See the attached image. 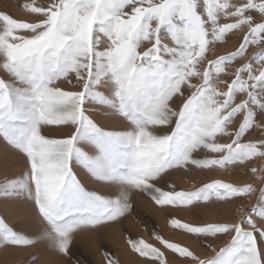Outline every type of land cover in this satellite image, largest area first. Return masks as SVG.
Segmentation results:
<instances>
[{
  "label": "snow or ice",
  "instance_id": "snow-or-ice-1",
  "mask_svg": "<svg viewBox=\"0 0 264 264\" xmlns=\"http://www.w3.org/2000/svg\"><path fill=\"white\" fill-rule=\"evenodd\" d=\"M21 10L25 20L0 11V146L23 161L0 201L31 213L14 226L0 215V247L38 249L32 264H81L76 240L122 224L139 196L165 211L239 217L170 220L201 245L230 237L211 258L158 233L162 247L129 237L143 264H264V186L245 210L251 185L169 183L175 173L264 172L252 166L264 159V0H26ZM237 32L234 51L209 59ZM104 259L120 264L107 250Z\"/></svg>",
  "mask_w": 264,
  "mask_h": 264
},
{
  "label": "rangeland",
  "instance_id": "rangeland-1",
  "mask_svg": "<svg viewBox=\"0 0 264 264\" xmlns=\"http://www.w3.org/2000/svg\"><path fill=\"white\" fill-rule=\"evenodd\" d=\"M24 2L26 0H0V11L7 12L18 20H25V13L21 10V5ZM241 35L243 33L240 32H237L235 35H230V42L227 45L217 46L209 54V59H216L219 56L230 54L236 49L237 45L235 41ZM258 51H260L259 48H251L248 55L237 63L247 62L250 56ZM227 70L231 71V67ZM225 78L223 76L221 77V79ZM45 134L47 135V133ZM56 135L60 134L57 133ZM252 166L258 169L264 168V159L257 160ZM22 171L23 161L18 157L8 156L3 147L0 146V183L6 179L18 177ZM258 177H264V172H257L253 176L250 172L248 175H243V170L239 169L235 171L217 170L215 172L205 170L203 172L196 171L190 175L175 173L169 178V183L175 187V190L184 192L195 191L197 188L203 186V184L216 180L232 183L235 186L251 185L256 191L243 202V207L247 210L257 203L260 189L264 186V180ZM163 190L169 189L163 188ZM6 213L11 217L9 223L14 226L21 222V220L30 219L31 209L23 203L5 204L3 201H0V215ZM238 218L235 210L223 207L193 208L192 211H165L161 210L159 206L150 200L137 196L134 199L131 217L123 220L122 224H118L114 228L105 229L100 234H82L76 240L73 247V259L79 260L81 264H106L104 255L105 250H107L114 258L119 259L120 264H143L144 258L132 252L127 244V240L129 237H132L142 239L153 246L162 247L156 241L153 233H158L168 242L194 249L202 259L211 258L214 255L211 248H216L218 251L220 247H223L228 242L230 237H224L218 241L208 239L204 245H201L200 242L191 240L187 233L173 228L170 220L177 219L181 223L200 226L205 223L232 222V220ZM201 240H205V238L201 237ZM38 251V249L33 248L17 249L13 247H0V264H32V258L38 254ZM40 264H57V258L52 255H42ZM175 264H185V262L181 259L176 261Z\"/></svg>",
  "mask_w": 264,
  "mask_h": 264
},
{
  "label": "bare ground",
  "instance_id": "bare-ground-1",
  "mask_svg": "<svg viewBox=\"0 0 264 264\" xmlns=\"http://www.w3.org/2000/svg\"><path fill=\"white\" fill-rule=\"evenodd\" d=\"M2 158H3V157H2ZM3 159H4V158H3ZM3 159H2V160H3ZM2 160H1V161H2ZM10 160H13V159H10Z\"/></svg>",
  "mask_w": 264,
  "mask_h": 264
}]
</instances>
